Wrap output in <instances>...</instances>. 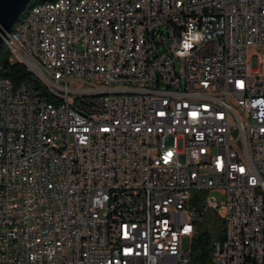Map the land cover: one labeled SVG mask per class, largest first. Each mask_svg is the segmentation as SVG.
<instances>
[{"label": "built area", "instance_id": "1", "mask_svg": "<svg viewBox=\"0 0 264 264\" xmlns=\"http://www.w3.org/2000/svg\"><path fill=\"white\" fill-rule=\"evenodd\" d=\"M260 48L264 0H45L0 76V264H197L194 193L201 264H264Z\"/></svg>", "mask_w": 264, "mask_h": 264}, {"label": "trees", "instance_id": "2", "mask_svg": "<svg viewBox=\"0 0 264 264\" xmlns=\"http://www.w3.org/2000/svg\"><path fill=\"white\" fill-rule=\"evenodd\" d=\"M42 1L45 0H30L18 16L15 24L22 21L30 7ZM9 56V50L3 43L0 48V76L3 75L13 83H17L27 75V72L24 65L10 63ZM191 204L196 205L198 213L202 216L201 220L196 222L195 232L191 237L190 253L192 261L197 264L207 263L210 260L213 241L220 240L223 237V220L216 211L204 210L203 202L196 193L193 194Z\"/></svg>", "mask_w": 264, "mask_h": 264}, {"label": "water", "instance_id": "3", "mask_svg": "<svg viewBox=\"0 0 264 264\" xmlns=\"http://www.w3.org/2000/svg\"><path fill=\"white\" fill-rule=\"evenodd\" d=\"M30 0H0V48L2 35L15 24L18 16Z\"/></svg>", "mask_w": 264, "mask_h": 264}, {"label": "bare ground", "instance_id": "4", "mask_svg": "<svg viewBox=\"0 0 264 264\" xmlns=\"http://www.w3.org/2000/svg\"><path fill=\"white\" fill-rule=\"evenodd\" d=\"M54 3H61V0H49L47 1V4H54ZM45 1H42L41 3H38L32 7L25 13V16L23 17L22 21L20 22V25L16 28L15 31H11V29L7 32H5L2 35L3 43L7 46V49H9V46H11V41L15 40V36H17V32L21 29V24L24 23L27 19L30 18V14H32L35 11H38V7H41V5H44ZM1 70V67H0Z\"/></svg>", "mask_w": 264, "mask_h": 264}, {"label": "rangeland", "instance_id": "5", "mask_svg": "<svg viewBox=\"0 0 264 264\" xmlns=\"http://www.w3.org/2000/svg\"><path fill=\"white\" fill-rule=\"evenodd\" d=\"M20 25V22H18L17 24H14L11 28V31H15L16 28ZM253 54H255V63H262L263 58H264V48H260L259 50H253L250 49L249 50V55L252 56ZM213 194L216 195V197L223 199V193L222 192H212ZM184 247L188 248V244L187 241L185 240L184 242Z\"/></svg>", "mask_w": 264, "mask_h": 264}]
</instances>
